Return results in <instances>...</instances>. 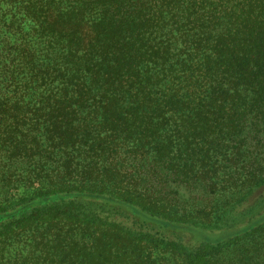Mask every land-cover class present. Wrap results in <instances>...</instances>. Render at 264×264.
Masks as SVG:
<instances>
[{
	"label": "trees",
	"instance_id": "trees-1",
	"mask_svg": "<svg viewBox=\"0 0 264 264\" xmlns=\"http://www.w3.org/2000/svg\"><path fill=\"white\" fill-rule=\"evenodd\" d=\"M260 133L264 0H0V264H218L166 197Z\"/></svg>",
	"mask_w": 264,
	"mask_h": 264
},
{
	"label": "rangeland",
	"instance_id": "rangeland-1",
	"mask_svg": "<svg viewBox=\"0 0 264 264\" xmlns=\"http://www.w3.org/2000/svg\"><path fill=\"white\" fill-rule=\"evenodd\" d=\"M259 143L264 144L263 133L248 139L244 149L253 151ZM244 149L241 152L254 167H246L229 188L214 192L205 185L173 184L166 197L172 210L185 214L190 224H196L189 230L176 229L175 237H181L187 246L194 248L208 241L213 248L207 251L206 257L213 263L264 264V179L255 186L248 182L264 177V155H251ZM31 185L22 180L0 192L24 194ZM150 256L152 264H160L168 255L157 250Z\"/></svg>",
	"mask_w": 264,
	"mask_h": 264
}]
</instances>
